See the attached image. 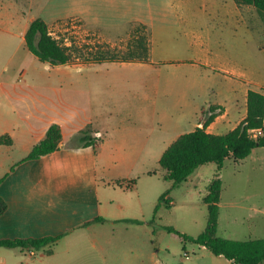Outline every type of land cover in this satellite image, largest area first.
Instances as JSON below:
<instances>
[{"label": "crops", "instance_id": "0c3cea01", "mask_svg": "<svg viewBox=\"0 0 264 264\" xmlns=\"http://www.w3.org/2000/svg\"><path fill=\"white\" fill-rule=\"evenodd\" d=\"M198 2H201L199 6ZM214 5L215 0H0V136L11 140L9 145H0V179L4 178L0 182V197L6 203V210L0 218L10 210L9 200L2 191L9 173L18 164L40 158L23 161L40 141L30 140L31 129L46 131L51 124L60 128L58 149L41 156L44 157L61 150L63 126L76 121L80 127L78 133L89 126L90 138L100 135L99 139H94L99 141L96 149L82 146L76 140L74 148L63 159L75 162L76 154L90 150L91 156L84 153L87 164L96 162L109 173L124 174L135 171L139 161L157 163L162 152L178 136L201 125V118H205L201 111H207L211 105L221 110H214L215 118L206 127L207 133L224 134L242 121L246 116L247 92L253 90L264 94V77L234 74L224 69L231 58H236L229 53V47L221 56L206 52L207 48L203 50L201 46L203 40L198 39L189 27L200 12L236 19L237 34L235 29L232 32L240 55L244 50L246 31L257 32L260 36L255 39V48L264 49L260 42L264 33V15L252 5L237 4L233 0L223 5L222 12L205 10ZM35 18L42 19L48 28L56 30L65 22L76 21L78 25L97 31L108 41L123 37L130 26H139L146 32L147 60L86 62L74 57L72 62L63 65L41 63L27 50L24 41V35ZM120 29L123 32L114 34L113 31ZM53 38L58 40L56 36ZM62 46L69 48L70 43L63 42ZM62 66L72 68V71L54 77V73L60 75L57 69ZM84 97L86 104L79 111L69 108L70 103L83 101ZM223 127L229 128L223 133L220 132ZM17 146L24 157L15 165L6 164L14 161L11 154ZM151 170L156 169L144 170L143 175L148 178L156 176L145 174ZM215 170L216 166L214 173ZM133 188L134 185L124 190ZM163 189L160 186L155 188L153 195L159 198ZM96 197L98 216H93L95 221L118 223L134 220L139 221L137 226L144 232L148 231V220L142 212L135 216L129 212L130 206L115 204L107 194H97ZM167 199L173 205V200ZM137 208H141L140 203ZM2 235L0 232V241L59 236L58 243L64 239L59 234L36 237L30 229L19 234ZM51 245H45L49 248L43 256H38L34 251L36 248L30 246L22 249L0 247V264H69L70 251L56 253ZM157 253L136 250L125 257L130 259L127 264H149ZM208 254L199 258L206 259L208 264H231L222 256ZM123 257L118 258L120 264H124ZM213 258L218 261L215 263Z\"/></svg>", "mask_w": 264, "mask_h": 264}, {"label": "rangeland", "instance_id": "374dc122", "mask_svg": "<svg viewBox=\"0 0 264 264\" xmlns=\"http://www.w3.org/2000/svg\"><path fill=\"white\" fill-rule=\"evenodd\" d=\"M226 2L231 3L232 0H215L214 7L205 10L221 11ZM200 4L198 2V6ZM261 14L264 15L262 12ZM226 19L221 14L212 16L200 12L189 28L196 33L198 39L203 40L201 46L203 50L207 48L206 52L221 56L223 52H228L226 48L229 47V53L236 58H231L224 69L234 74L264 77V49L259 51L255 48V39L260 35L257 32L254 34L253 30L252 33L244 32V50L239 55L238 44L234 45L232 32L235 29L237 34L238 24L234 22V18H228V21ZM48 31L53 37H57L59 44L69 42L72 56L86 62L108 59L110 55H116L117 58L129 55L141 57L142 50L136 48L137 42L146 40L145 30L136 25L128 27L123 37L109 41L97 31L89 30L77 22L68 21L59 30L49 27ZM113 32L120 34L123 30ZM241 37L242 32L240 48ZM260 42L264 45V33ZM71 71L72 68L62 66L57 69L60 75L56 76L54 73V77H62V74ZM86 101L85 97L83 101H74L69 108L77 112L80 107L85 106ZM227 128L229 127H223L220 132L224 133ZM79 129L76 121L63 126V146L58 153L14 166L7 182L2 186L10 204L9 212L0 218L2 236L19 234L24 229H30L36 237L59 234L64 239L52 244L51 248L56 253L70 251L69 264H120L118 258L121 256H124L121 261L127 264L130 259L125 256H130L136 250L149 253L158 251L149 264H208L209 261L199 258L210 255L207 250L202 251L192 242H186L183 249L181 238L165 228L171 227L188 237H196L203 231L207 220L203 198L207 194V185L214 173L215 164L202 165L188 180L175 187L160 178L161 170L153 161L137 162V169L133 172L112 174L103 170L96 162L86 163L84 153L91 156L90 150L76 154L75 162L71 158V161L63 159L76 145L77 136L82 132L78 133ZM45 132V129H31L30 140L38 142ZM73 133L77 135L74 136ZM11 155L14 161L6 164L15 165L24 157L18 146ZM149 169H156L158 174L152 178L145 177L144 170ZM219 178L221 192L217 236L232 240L264 238V148L253 150L241 162L225 160ZM132 179L136 180V184L131 190H124L116 185L118 182L124 187ZM159 186L164 188L161 195L166 193L161 202L158 201V195H153L154 189ZM97 194H107L115 204L130 206L129 212L136 214L135 216L142 212L148 220V231L144 232L137 226L139 221L134 220L118 223L95 221L93 216H98ZM167 198L173 200V205H170ZM139 203L141 208L138 209ZM91 211L93 214H90ZM48 248L49 246H45L34 251L38 256H43ZM185 252L188 253V258L184 257ZM212 260L215 263L218 261L216 258Z\"/></svg>", "mask_w": 264, "mask_h": 264}, {"label": "trees", "instance_id": "16d2710c", "mask_svg": "<svg viewBox=\"0 0 264 264\" xmlns=\"http://www.w3.org/2000/svg\"><path fill=\"white\" fill-rule=\"evenodd\" d=\"M237 4H249L257 11L264 13V0H233ZM143 28V27H142ZM25 47L41 63H48L52 66L63 65L73 61V56L68 47H64L48 32V26L40 18L31 21L25 35ZM137 49L142 50L143 56H126L117 58L110 55L108 59L101 58L94 62L101 61H146L147 42H137ZM221 110L220 107L211 105L207 111L202 110L201 125L188 133H183L176 138L160 155L157 162L161 172L160 178L170 184L171 187L179 185L185 181L199 166L214 163L215 173L207 185V194L203 202L207 208V220L203 231L196 237H188L179 234L171 227L165 229L169 233H175L181 238L183 249L186 242H192L199 247L205 248L214 256H222L231 264H264V238L248 240H232L217 236L218 203L220 200L221 180L220 171L225 160L241 162L246 159L256 148H264V134L251 137L248 131L251 129L264 130V94L249 90L246 95V116L232 130L224 134H210L206 132V127L214 120V110ZM209 113V115H207ZM90 128L87 126L81 134L77 136V142L82 146H91L94 149L99 141L89 137ZM61 142L60 128L56 124H51L43 137L36 143L23 159V161L34 160L43 155L56 151ZM9 145L11 140L5 136H0V145ZM146 175H157V170H151ZM4 178L0 179V182ZM136 180L127 182L124 189H130L135 185ZM121 187V184L116 182ZM166 193L162 194L158 201H163ZM157 206H155V210ZM6 210V203L0 197V215ZM101 220V219H97ZM59 239L56 237H43L38 239L13 241L1 240L0 247L5 248H25L27 246L39 249L48 244H54Z\"/></svg>", "mask_w": 264, "mask_h": 264}, {"label": "built area", "instance_id": "2783aa9c", "mask_svg": "<svg viewBox=\"0 0 264 264\" xmlns=\"http://www.w3.org/2000/svg\"><path fill=\"white\" fill-rule=\"evenodd\" d=\"M69 22H76V21H69ZM49 32V31H48ZM49 34H50V36H51V33L49 32ZM262 133V130H260V129H251V130H249L248 131V134L251 136V137H256V136H259V135H262L261 134ZM100 138V135L99 134H95L94 135V137H93V139H95V140H97V139H99ZM188 253L187 252H185L184 253V257L185 258H188Z\"/></svg>", "mask_w": 264, "mask_h": 264}]
</instances>
